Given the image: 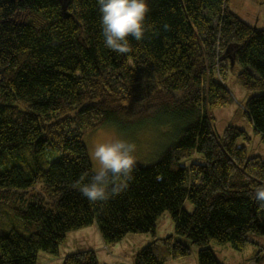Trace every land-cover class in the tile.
Segmentation results:
<instances>
[{
	"label": "trees",
	"instance_id": "trees-1",
	"mask_svg": "<svg viewBox=\"0 0 264 264\" xmlns=\"http://www.w3.org/2000/svg\"><path fill=\"white\" fill-rule=\"evenodd\" d=\"M61 2L0 0V264H36L38 251L57 254L68 232L91 225L105 244L150 234L133 264H165L190 245L199 264H219L209 243L242 249L247 234L264 236L254 196L264 159L236 145L248 140L242 129L218 135L211 123L212 109L231 103L224 79L240 65L252 92L244 114L264 137V28L228 0H150L145 39L118 54L103 46L96 0H67V17ZM106 124L171 125L175 137L118 196L90 202L76 187L92 173L83 137ZM195 152L204 162L182 166ZM165 211L174 232L156 237ZM63 264L98 261L82 250Z\"/></svg>",
	"mask_w": 264,
	"mask_h": 264
},
{
	"label": "rangeland",
	"instance_id": "rangeland-1",
	"mask_svg": "<svg viewBox=\"0 0 264 264\" xmlns=\"http://www.w3.org/2000/svg\"><path fill=\"white\" fill-rule=\"evenodd\" d=\"M229 10L250 24L264 28V2L258 4L256 0H228ZM241 66L236 65L229 69L225 75L224 84L232 97L230 104L212 109L211 123L216 134L221 135L228 125H234L242 129L248 140L239 137L237 146H245L247 155H258L264 159V137L257 132L249 118L244 114L243 106L247 98L252 94L245 90L237 80V73ZM119 136L137 145V159L139 165H147L159 157L161 151L174 140L175 129L171 125L147 127L141 130L116 124L103 125L83 137L88 155L92 164V171L96 163L92 158V149L95 143L105 142L112 137ZM192 162L203 163L201 153L195 152L190 158L181 162L182 166H188ZM194 205L189 201L183 202L186 212H192ZM95 226L85 227L70 231L65 240L59 244L57 254L38 251L36 264H63L66 254L91 249L94 251L98 264H133L136 253L146 246L152 237L148 233H128L121 240L105 244ZM174 224L168 211L163 212L155 223V236L165 237L173 234ZM179 240L189 241L183 237ZM219 264H264V236L254 233L247 234V241L242 249H235L230 243H209ZM199 264L198 247L190 245L189 255L165 264Z\"/></svg>",
	"mask_w": 264,
	"mask_h": 264
},
{
	"label": "clouds",
	"instance_id": "clouds-1",
	"mask_svg": "<svg viewBox=\"0 0 264 264\" xmlns=\"http://www.w3.org/2000/svg\"><path fill=\"white\" fill-rule=\"evenodd\" d=\"M100 16L103 46L118 54L131 51V41L140 42L148 31L147 17L150 0H96ZM137 145L115 136L97 142L92 149L96 167L85 172L76 187L90 202L107 201L118 196L127 187L137 166ZM255 199L264 203V184L254 190Z\"/></svg>",
	"mask_w": 264,
	"mask_h": 264
},
{
	"label": "water",
	"instance_id": "water-1",
	"mask_svg": "<svg viewBox=\"0 0 264 264\" xmlns=\"http://www.w3.org/2000/svg\"><path fill=\"white\" fill-rule=\"evenodd\" d=\"M61 12L63 14L64 17H67L68 14H67V11H66V4H67V0H61ZM233 61H231L232 63Z\"/></svg>",
	"mask_w": 264,
	"mask_h": 264
},
{
	"label": "crops",
	"instance_id": "crops-1",
	"mask_svg": "<svg viewBox=\"0 0 264 264\" xmlns=\"http://www.w3.org/2000/svg\"><path fill=\"white\" fill-rule=\"evenodd\" d=\"M92 226V225H91ZM93 226H95L96 228H97V226L96 225H93ZM96 230H98V228L96 229ZM87 250H91V249H87ZM171 264H176V263H171Z\"/></svg>",
	"mask_w": 264,
	"mask_h": 264
},
{
	"label": "built area",
	"instance_id": "built-area-1",
	"mask_svg": "<svg viewBox=\"0 0 264 264\" xmlns=\"http://www.w3.org/2000/svg\"><path fill=\"white\" fill-rule=\"evenodd\" d=\"M252 264H254V263H252Z\"/></svg>",
	"mask_w": 264,
	"mask_h": 264
}]
</instances>
